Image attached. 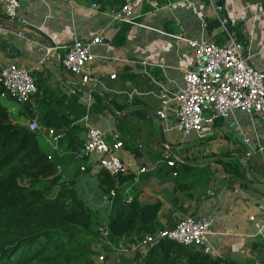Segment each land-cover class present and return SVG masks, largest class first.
<instances>
[{"label":"crops","instance_id":"0c3cea01","mask_svg":"<svg viewBox=\"0 0 264 264\" xmlns=\"http://www.w3.org/2000/svg\"><path fill=\"white\" fill-rule=\"evenodd\" d=\"M263 4L264 0H141L136 9L137 26L112 22L81 0L21 2L15 20L0 15V67L10 62L33 67L49 48L55 47L53 52L61 56L74 39L85 41L101 35L103 43L92 48L96 57L92 72L97 81L80 87L75 75L48 56L32 70L36 95L25 104L4 96L15 103L4 104L11 113L18 111L14 116L21 125L28 126L33 119L39 125L45 112L56 111L82 128L75 153L67 147L65 129L53 139L52 130L47 132L39 125L37 139L57 162L62 177L100 210L97 217L109 215L112 200L102 199L96 156L80 151L88 126L104 131L109 142L111 133H117L123 142L119 156L125 171L116 186L119 196L128 203L135 199L140 205L159 202L162 228L185 216L207 218L212 233L202 247L207 246L208 254L222 264H264L259 233L264 201V114L236 110L226 119L205 124L200 135L189 136L175 129L172 112L164 119L156 115L160 96L171 97L181 88L184 69L193 65L192 50L176 37H203L216 43L215 35L225 33L218 20L221 16L228 18L229 29L245 46L251 64L264 68ZM105 7L103 11L119 6ZM214 23L219 27H212ZM122 39L120 45L115 44ZM71 88L76 89L74 94ZM165 149L173 153L174 167L162 161ZM229 165L240 166L243 175L236 176ZM142 166L154 167V171L137 174ZM252 171L258 180L251 176ZM203 175L209 178L206 184L199 180ZM127 243L115 247L117 253L123 250L131 256L136 248ZM113 257L108 255L107 261Z\"/></svg>","mask_w":264,"mask_h":264},{"label":"trees","instance_id":"16d2710c","mask_svg":"<svg viewBox=\"0 0 264 264\" xmlns=\"http://www.w3.org/2000/svg\"><path fill=\"white\" fill-rule=\"evenodd\" d=\"M97 4L101 10L124 0H81ZM264 11V4H263ZM218 28L219 23L211 24ZM229 29V24H228ZM233 32V29H229ZM225 33L215 35L222 43ZM238 40V39H237ZM242 41V40H240ZM123 39L115 41L120 45ZM11 97V96H9ZM1 98V94H0ZM33 116V115H32ZM42 130H66L67 147L72 153L80 146L82 128L64 113L45 112L39 118ZM38 132L17 122L16 117L0 99V264H98V256H114L108 264H219L201 249L188 247L167 239L132 255L116 254L111 247L134 245L143 236L162 228L158 221L159 202L140 205L129 201V213L124 209L127 200L119 196L117 183L123 173L111 175L100 168L98 186L102 193H117L106 218L85 200L75 186L62 177L55 160L46 154L39 142ZM236 176L242 168L228 166ZM84 170V169H83ZM201 179V180H200ZM208 183V176L199 178ZM101 193V194H102ZM106 223L105 243L100 240L99 227ZM102 242V243H101ZM115 253V254H113ZM118 259L119 262H116ZM103 263V264H104Z\"/></svg>","mask_w":264,"mask_h":264},{"label":"built area","instance_id":"2783aa9c","mask_svg":"<svg viewBox=\"0 0 264 264\" xmlns=\"http://www.w3.org/2000/svg\"><path fill=\"white\" fill-rule=\"evenodd\" d=\"M48 1L0 0V15L9 20H15L21 2L46 3ZM140 1L124 0L120 7L107 11L101 10L97 4H92V8L98 13H105L112 22L139 26L136 22V9ZM217 10L219 11L220 8ZM218 20L227 36L226 41L221 44L213 43L203 37L199 39L176 37L177 41L184 43L192 50L193 65L191 68L184 69L181 88L171 97L160 96L159 110L156 115L164 119L168 112H172L176 119L175 129L184 136L192 133L200 135L205 124H210L219 118L226 119L236 110L251 115L264 114V68H256L251 64L245 46L233 37V32L229 31L228 18L221 16ZM17 34L20 35L19 32ZM102 43L101 35L85 41L74 39L61 56L53 52L56 50L55 47L49 48L45 56L41 57L33 67L21 66L16 62L5 64L0 67L1 97L11 96L21 104L29 102L37 93L32 70H37L48 56L55 57L65 70L75 75L80 87H86L91 81H97L92 72L96 58L92 48ZM142 63L145 64V62ZM109 77L113 79L115 75L111 74ZM75 92V88L70 89L71 94ZM131 98L132 94H129V99ZM28 128L31 131H40L38 122L34 119L29 122ZM111 139L112 142H109L104 131L88 126L84 135V149L87 153L96 156L99 168L111 175H116L125 171L119 156L123 142L117 133H111ZM161 157L167 166H175L176 160L169 149L163 150ZM83 169L82 167L81 170ZM153 171L154 167L142 166L137 169V174ZM175 174L173 172V175ZM114 196L115 190L112 189L108 194H103L102 199L104 202H109ZM211 223L205 217L185 216L171 227L160 228L152 234L143 236L133 246L145 251L149 246L167 239L185 247H200L203 252L208 253L209 248L202 246L206 237L212 233ZM259 233L264 244V201L260 214ZM99 234L100 240L104 242L107 236L105 222L99 227ZM111 248L116 254L123 253V250L117 253L118 249L114 246ZM104 254L101 253L98 256L100 263L105 260ZM116 262H119L118 259Z\"/></svg>","mask_w":264,"mask_h":264},{"label":"water","instance_id":"95a60500","mask_svg":"<svg viewBox=\"0 0 264 264\" xmlns=\"http://www.w3.org/2000/svg\"><path fill=\"white\" fill-rule=\"evenodd\" d=\"M205 116H206V115H205ZM51 133H52V137H53V139H54L55 137H57V136H59V135L61 134V131H59V130H52ZM80 151H81V152H82V151L84 152L85 149H84V148H81ZM251 176H252L255 180H258V179H259V177H258L253 171L251 172ZM250 184L253 185V184H254V181H250ZM124 209L126 210V215H125V216H127L128 213H129V203H128V202H126ZM189 248H190V246H189ZM219 264H222V263H219Z\"/></svg>","mask_w":264,"mask_h":264},{"label":"rangeland","instance_id":"374dc122","mask_svg":"<svg viewBox=\"0 0 264 264\" xmlns=\"http://www.w3.org/2000/svg\"><path fill=\"white\" fill-rule=\"evenodd\" d=\"M4 96H2L0 99H1V101L3 102V104L5 103L6 104V106H11L10 104L12 103V104H15L12 100H9V98H3ZM6 97V96H5ZM3 98V99H2ZM4 104V105H5ZM9 108L10 107H8V110H9ZM15 113H16V115H18L17 113H18V111H14V114L13 115H15ZM38 139L40 140V136L38 135ZM109 262V261H108ZM108 262L106 263V264H108ZM97 263L98 264H103L104 262H102V263H100L98 260H97ZM105 264V263H104Z\"/></svg>","mask_w":264,"mask_h":264},{"label":"clouds","instance_id":"9594fccd","mask_svg":"<svg viewBox=\"0 0 264 264\" xmlns=\"http://www.w3.org/2000/svg\"><path fill=\"white\" fill-rule=\"evenodd\" d=\"M190 247H192V246H190ZM193 247H195V246H193ZM189 248V247H188Z\"/></svg>","mask_w":264,"mask_h":264}]
</instances>
